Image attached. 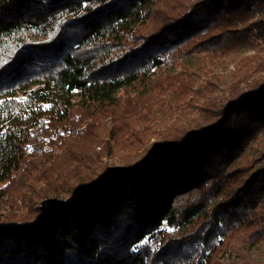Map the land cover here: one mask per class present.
<instances>
[{"label": "trees", "instance_id": "16d2710c", "mask_svg": "<svg viewBox=\"0 0 264 264\" xmlns=\"http://www.w3.org/2000/svg\"><path fill=\"white\" fill-rule=\"evenodd\" d=\"M261 42L264 0H0V264H264Z\"/></svg>", "mask_w": 264, "mask_h": 264}, {"label": "snow or ice", "instance_id": "6c2138e0", "mask_svg": "<svg viewBox=\"0 0 264 264\" xmlns=\"http://www.w3.org/2000/svg\"><path fill=\"white\" fill-rule=\"evenodd\" d=\"M172 229L169 228V231ZM151 243V240L147 237L143 238L141 241L138 242V244L133 248V251L138 250L140 247L146 246L147 244Z\"/></svg>", "mask_w": 264, "mask_h": 264}, {"label": "rangeland", "instance_id": "374dc122", "mask_svg": "<svg viewBox=\"0 0 264 264\" xmlns=\"http://www.w3.org/2000/svg\"><path fill=\"white\" fill-rule=\"evenodd\" d=\"M264 43L261 42V46L263 45ZM232 69V68H231ZM154 141H151V143H153ZM262 149L264 150V140H263V146H262ZM188 195H184V197H181L180 200L178 199L175 204L179 205L181 203H184L187 199H188ZM163 229V228H162Z\"/></svg>", "mask_w": 264, "mask_h": 264}]
</instances>
